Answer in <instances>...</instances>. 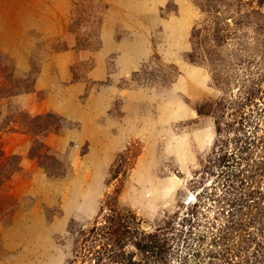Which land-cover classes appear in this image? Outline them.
Here are the masks:
<instances>
[{
  "label": "rangeland",
  "instance_id": "obj_1",
  "mask_svg": "<svg viewBox=\"0 0 264 264\" xmlns=\"http://www.w3.org/2000/svg\"><path fill=\"white\" fill-rule=\"evenodd\" d=\"M169 1L0 0V72L23 90L0 104V127H13L12 110L61 118L45 135L2 134L23 169L0 187V264H65L72 224L91 220L117 186L148 229L193 200L190 181L215 139L196 106L219 93L186 57L199 9L174 0L168 12ZM155 56L178 69L168 87L134 77ZM121 153L128 174L108 185Z\"/></svg>",
  "mask_w": 264,
  "mask_h": 264
},
{
  "label": "trees",
  "instance_id": "obj_2",
  "mask_svg": "<svg viewBox=\"0 0 264 264\" xmlns=\"http://www.w3.org/2000/svg\"><path fill=\"white\" fill-rule=\"evenodd\" d=\"M191 1L201 18L192 28L186 57L210 71L219 93L196 106L198 116L213 120L215 139L190 181L193 200H183L174 213L144 229L138 215L121 203L117 186L91 220L72 224L73 248L65 264H173L174 258L180 264H264V0ZM166 10H175L174 0ZM158 58L135 79L171 85L178 69ZM22 93L14 73L1 70L0 104ZM8 117L13 127H0V187L23 169L21 156L5 150L2 134L45 135L58 131L61 119L21 110ZM39 146L47 157L48 146ZM126 161V154H119L108 185L128 174Z\"/></svg>",
  "mask_w": 264,
  "mask_h": 264
},
{
  "label": "water",
  "instance_id": "obj_3",
  "mask_svg": "<svg viewBox=\"0 0 264 264\" xmlns=\"http://www.w3.org/2000/svg\"><path fill=\"white\" fill-rule=\"evenodd\" d=\"M143 228H144V229H148L149 226H147V225H143Z\"/></svg>",
  "mask_w": 264,
  "mask_h": 264
}]
</instances>
